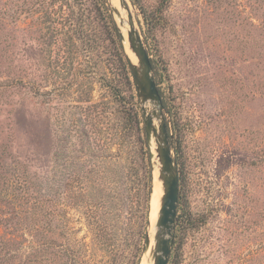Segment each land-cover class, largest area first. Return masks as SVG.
I'll return each instance as SVG.
<instances>
[{
	"label": "rangeland",
	"instance_id": "rangeland-1",
	"mask_svg": "<svg viewBox=\"0 0 264 264\" xmlns=\"http://www.w3.org/2000/svg\"><path fill=\"white\" fill-rule=\"evenodd\" d=\"M126 1L185 180L172 264H264V0ZM70 12L0 0V264H67L66 247L85 244L95 264H130L143 232L151 149L133 77L131 90L97 23L76 39ZM132 105L143 154L139 131H123ZM112 179L126 180L123 198L110 197ZM104 237L110 249L95 245Z\"/></svg>",
	"mask_w": 264,
	"mask_h": 264
},
{
	"label": "water",
	"instance_id": "water-1",
	"mask_svg": "<svg viewBox=\"0 0 264 264\" xmlns=\"http://www.w3.org/2000/svg\"><path fill=\"white\" fill-rule=\"evenodd\" d=\"M108 3L116 16L115 21L129 62L135 88L144 114L145 132L150 146V161L153 174L158 166V182L162 184V194L158 193V214L155 222L154 245L148 232L144 248V256L149 252L153 264H169L173 242V231L176 223L180 202V171L178 162L173 155V145L168 133V126L164 117V103L154 76L152 60L144 46L133 19L132 12L126 0H120L121 8L127 10L129 28L124 33L122 21L118 20L120 12ZM129 51L135 56L136 63L132 62ZM152 190L154 194V184ZM143 256V257H144Z\"/></svg>",
	"mask_w": 264,
	"mask_h": 264
},
{
	"label": "trees",
	"instance_id": "trees-1",
	"mask_svg": "<svg viewBox=\"0 0 264 264\" xmlns=\"http://www.w3.org/2000/svg\"><path fill=\"white\" fill-rule=\"evenodd\" d=\"M62 1H64L70 7V11H71L70 12L71 13L70 20H71V23H72L73 28H74L72 30H73L74 34L76 35V39H78L82 44H84L86 41V38L89 37L88 27L91 24L96 25V23H97V26L101 27L102 32H103V36L108 41V46H109L110 51L111 50L115 51V55H113V59H114V62L116 64V67L120 71V76L125 77L124 79L126 81V84L131 88V90H133L134 84H133L132 79H131V72L129 71V62H128L127 54H126L124 46L122 44V40H121V36H120L119 30H118V27H117V25L113 19V16L109 13V9L107 8L106 0H62ZM168 1L169 0H167V2ZM84 2H88L91 6V10H90L89 14L86 13V10L83 8ZM134 3H135V0H134ZM136 3H137V0H136ZM77 6H78V9H77ZM139 7H140L142 13L144 14V16L146 17V19L148 20L147 12L142 10L140 4H139ZM90 15H93V22L91 21V23L87 24V22L90 21ZM150 21H152V20H150ZM127 112H128V115H127L128 122H127V118H126V120H125L126 126L123 128V131L126 134V136H129V134H132V130L133 131L136 130L137 132L139 131L138 135H139V139H141L140 142H141V148H142L141 153L143 154L145 152L144 151L145 141L143 140V138H141L142 131L140 129V124L142 123V121L139 120V115H138L139 112L137 111V109L134 105H132L130 108H128ZM147 155H148V153H147ZM178 155H179V152H178ZM178 164H179V162H178ZM180 164H181V162H180ZM182 168H183V165H182ZM141 172L143 175L142 181H141L142 186H140L139 192L137 194L138 197L141 199V203H139V204L137 203V204L139 205V207L141 209V216L140 217L143 220L144 224H142V226H141L143 228V232H141L139 235V240H138L136 247H135L136 251L133 252L134 255H133V258L131 259L132 262H130V264H139L138 263V254L140 253V246L142 245V241L146 240V235H147L146 230L149 226V214L151 211V198H152V194H153V190H152L153 174H152V169H151L150 156H147V158H146V155L142 156ZM110 181H111V183L107 181L108 184L106 185V187H107L108 191L111 193L110 197H112L113 200L114 199L118 200V196L123 198V196H124L123 193L128 194V191L126 190V187H125L126 186V180L125 179H124V182H123V180H120V179H119V182H118V179L117 180L112 179ZM120 187L121 188L123 187L124 190L122 191L120 189ZM184 188H185V180H184L183 176L181 175L180 176V202H179V205H182V206L185 205V203H184V201H185V195H184L185 189ZM118 190H120L119 193H118ZM114 194L117 197H113ZM184 213H185V215L182 216V219H183L182 224L183 225L193 224L191 214L189 212H187V210H185ZM181 227L183 229L184 226H181ZM106 240H107V242H106ZM110 241H111L110 239L104 237L102 239V241L100 240L95 245L97 247L107 246V244L108 245L110 244ZM110 247L107 246L108 249H110ZM88 248L89 247L87 244H85V246H80L77 249H75V248L67 249V247H66V252H68V255H69L67 264H91V262H92V264H95L94 261L93 260L91 261L90 258L88 259L87 255H86ZM117 260H118L117 257L114 256V257L110 258V260L108 262H106L104 264H119V261H117ZM173 260L174 259H171L169 264H172ZM64 264H66V263H64Z\"/></svg>",
	"mask_w": 264,
	"mask_h": 264
},
{
	"label": "bare ground",
	"instance_id": "bare-ground-1",
	"mask_svg": "<svg viewBox=\"0 0 264 264\" xmlns=\"http://www.w3.org/2000/svg\"><path fill=\"white\" fill-rule=\"evenodd\" d=\"M110 2L112 3L113 6H115L119 12V18L118 20L122 21V25H123V29H124V33L127 34L128 28H129V24H128V14L129 12L127 10H124L121 8L120 2H118V0H110ZM118 2V3H116ZM127 50L129 52V56L132 60V62L136 63V58L135 56L129 51L128 48V44H127ZM158 166H156V172L154 174V186L156 188H154V193H155V197H156V201L157 204L154 203V207H153V211H152V215H151V219H150V229H149V234H150V238H151V246L154 245V235H155V222H156V218H157V214H158V210H159V206H158V197L157 194L161 193L162 194V184L160 182H158ZM141 264H153V260L151 258L150 253L148 252L142 259Z\"/></svg>",
	"mask_w": 264,
	"mask_h": 264
}]
</instances>
